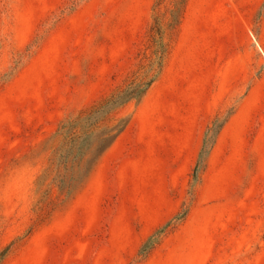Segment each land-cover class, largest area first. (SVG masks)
Returning a JSON list of instances; mask_svg holds the SVG:
<instances>
[{
  "label": "rangeland",
  "instance_id": "374dc122",
  "mask_svg": "<svg viewBox=\"0 0 264 264\" xmlns=\"http://www.w3.org/2000/svg\"><path fill=\"white\" fill-rule=\"evenodd\" d=\"M0 264H264V0H0Z\"/></svg>",
  "mask_w": 264,
  "mask_h": 264
}]
</instances>
